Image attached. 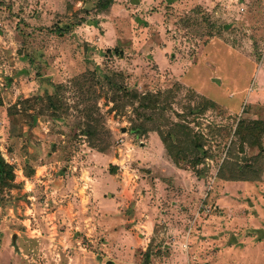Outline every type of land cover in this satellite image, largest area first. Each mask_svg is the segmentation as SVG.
I'll use <instances>...</instances> for the list:
<instances>
[{
    "label": "rangeland",
    "instance_id": "1",
    "mask_svg": "<svg viewBox=\"0 0 264 264\" xmlns=\"http://www.w3.org/2000/svg\"><path fill=\"white\" fill-rule=\"evenodd\" d=\"M113 1L0 0V264H264V134L234 135L264 119V0ZM176 123L193 169L165 149ZM256 155L259 181L221 178Z\"/></svg>",
    "mask_w": 264,
    "mask_h": 264
},
{
    "label": "trees",
    "instance_id": "2",
    "mask_svg": "<svg viewBox=\"0 0 264 264\" xmlns=\"http://www.w3.org/2000/svg\"><path fill=\"white\" fill-rule=\"evenodd\" d=\"M93 5L91 8H95L94 12L97 14L106 10H109L110 7L113 5V0H92ZM0 6H5L2 2H0ZM9 9V6H6ZM90 8V10H92ZM89 8L82 7L78 11V19L75 23L71 24V27L76 25H81L83 23L86 24H93V21L87 19L86 15L83 17L80 15L81 13L88 14ZM68 29H63L61 27H57L54 29V32L58 34L66 33ZM109 52V51H107ZM115 52H120V49L115 48ZM98 75L103 78L104 81L110 83L113 88L116 90L114 91V97H112V101L116 103V97H124L127 101L132 105H134V100L137 101L135 108L138 110V114H143L144 117L145 111L150 108H154L156 104V100L151 97L150 93L147 92H137V91H128V89L120 82L118 84L116 81H121L119 76H111L109 73L99 72L96 71ZM119 78V80H117ZM120 93V94H119ZM119 94V95H118ZM116 96V97H115ZM179 128V129H176ZM138 127H134L133 130L137 131ZM180 130V133H183L184 136L177 133ZM93 132V131H91ZM264 134V119H254V120H238L236 128L234 130V135L238 138L239 141V149L243 150L244 146H258L262 148L260 140L261 136ZM165 149L167 150L171 160L177 167L181 168H195V166L201 161L198 159L197 152L200 150L203 154L206 153L203 149V145L196 139V135L190 131L186 126L182 125L181 123H176L173 127L168 130L165 134L160 133ZM191 146V147H190ZM193 151V155L191 152ZM256 155L252 157L245 166H240L238 164L235 165L234 170L231 171L230 176H221L222 179L230 182H244V181H259L262 177V170L257 167L258 160L260 156ZM225 167V163H224ZM223 168V166H222ZM221 168V170H222ZM224 169V168H223ZM114 170V169H113ZM112 170V171H113ZM14 180V173L13 167L9 163H7L0 155V188L4 185H10L11 182ZM8 181V183H7ZM10 182V183H9ZM148 250L145 254V258L148 259L149 254Z\"/></svg>",
    "mask_w": 264,
    "mask_h": 264
},
{
    "label": "crops",
    "instance_id": "3",
    "mask_svg": "<svg viewBox=\"0 0 264 264\" xmlns=\"http://www.w3.org/2000/svg\"><path fill=\"white\" fill-rule=\"evenodd\" d=\"M244 182H246V181H244ZM239 183H242V182H239ZM226 230H228V229H226ZM226 234V233H225ZM234 234V233H233ZM227 235V234H226ZM240 239V238H239ZM237 240V242L235 241V242H232L230 245L229 244H225V243H223V244H221L222 246V250L223 249H227V248H233V247H235V246H237V247H239L240 245H241V239L240 240ZM239 245V246H238ZM258 245H260V243H258V244H256V245H252V246H257L258 247ZM221 251V250H220Z\"/></svg>",
    "mask_w": 264,
    "mask_h": 264
},
{
    "label": "water",
    "instance_id": "4",
    "mask_svg": "<svg viewBox=\"0 0 264 264\" xmlns=\"http://www.w3.org/2000/svg\"><path fill=\"white\" fill-rule=\"evenodd\" d=\"M124 130V129H123Z\"/></svg>",
    "mask_w": 264,
    "mask_h": 264
}]
</instances>
